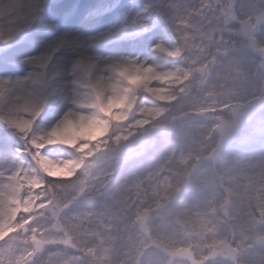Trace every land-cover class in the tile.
<instances>
[{
	"label": "rangeland",
	"instance_id": "1",
	"mask_svg": "<svg viewBox=\"0 0 264 264\" xmlns=\"http://www.w3.org/2000/svg\"><path fill=\"white\" fill-rule=\"evenodd\" d=\"M146 2L136 0L133 11ZM150 2L165 18H155L151 31L107 42L92 51L102 58L135 60L157 73L176 72L180 78L187 73V79L149 78L145 81L149 91L136 89L123 106H113L107 115L99 109L73 107L72 123L64 127L61 139L72 141L74 137L82 144L47 149L53 161H82L80 171L87 172L85 178L101 189L112 180L115 149L126 150L127 163L116 173L113 188L131 173L143 175L149 164L156 165L143 176L139 187L133 176L118 193L125 210L120 222L122 239H116L111 224L88 226L94 233L87 237L91 242L89 256L97 264H134L129 242L136 239L139 251L152 249L154 264H264V121L259 115L253 118L264 108V58L255 55L264 48V0H236L233 9H229L228 0ZM51 3L49 0L44 9V22L60 25L59 33H49L42 26L20 33L18 23L11 18L0 23V58L13 63L11 78L28 70L16 62L38 53L37 41L50 42L54 35L77 30L87 37L125 23L122 9L99 24L65 25L52 12ZM158 40L180 55L167 57L153 52ZM60 55L62 52L57 53ZM98 78L102 87L96 93L83 86ZM111 86L123 94L128 85L115 72L93 68L88 76H81L80 85L68 86L67 95L71 97L74 91L82 106L87 104L88 99L83 98L88 95L95 100L99 94L105 103L113 95ZM152 90L162 91L170 100H157ZM133 96L137 102L146 97L154 103L143 104V111L133 103L135 120L129 126L124 117ZM12 103L9 100V105ZM66 107V102L49 100L37 126L47 129ZM222 113L231 118L225 119ZM12 114L25 116L22 112ZM80 116L85 119L77 123ZM89 119L94 122L89 123ZM102 119L109 121L114 134L123 133V140L112 145L110 135H100ZM0 131L8 133L13 148L19 143L11 130ZM9 167L14 165L0 157V172L10 174ZM0 191L5 193L0 199L7 203L10 191ZM27 191L21 189L22 197ZM85 204L100 210L96 199L81 198L74 207ZM137 211L142 213L141 219H136ZM223 211L228 220L220 216ZM129 213L131 222L127 221Z\"/></svg>",
	"mask_w": 264,
	"mask_h": 264
},
{
	"label": "snow or ice",
	"instance_id": "2",
	"mask_svg": "<svg viewBox=\"0 0 264 264\" xmlns=\"http://www.w3.org/2000/svg\"><path fill=\"white\" fill-rule=\"evenodd\" d=\"M48 4L49 0H0V23L11 18L18 23L20 33L37 31L41 26L49 33H59L60 25L44 22L43 13ZM135 4L136 0H110L108 3L103 0H52V12L62 18L65 25L93 21L99 24L122 9L125 10V23L87 37L77 30L79 34L65 31L54 35L50 42L37 41L41 50L16 62L28 70L15 79L10 75L14 70L13 63L6 57L0 58V128L11 130L19 140L13 148L8 133L0 131V157L6 164L14 165L8 168V175L0 172V189L10 191L7 203L0 199V264H97L89 256L91 242L87 237L94 233L88 226L111 224L116 230V239L123 238L120 222L121 213L125 210L118 193L133 176L139 187L143 176L152 172L156 165L149 164L143 175L139 171L131 173L113 188L116 173L127 163L126 150L115 149L112 180L101 189L85 178L87 172L80 171L82 161H53L48 157L47 149L57 145L74 146V141L61 139V132L72 123L73 107H82V104L74 91L71 97L67 95V88L80 85L81 76H88L93 68L115 72L128 85L122 90L123 94H118L117 88L111 86L113 95L105 103H101L99 94L95 95L91 106L106 115L113 106H123L129 100V94L136 89L143 87L149 91L145 83L149 78L161 81L177 78L179 82L187 79V73L183 78L177 77L176 72L157 73L153 67L138 65L135 60L102 58L92 51L113 40L143 35L155 26V18L165 19L150 0L133 11ZM152 51L167 57L180 55L178 51L166 48L163 40H158ZM59 52L62 55L57 56ZM83 86L96 93L101 81L99 78L89 79ZM152 94L159 101L170 100L162 91L152 90ZM9 100L13 101L11 105ZM49 100L66 102L67 107L50 127L41 129L37 126V119ZM13 111L22 112L25 116L17 118ZM84 119L83 116L77 117V123ZM93 122L89 119V123ZM105 131L106 128L101 127L99 134L103 135ZM56 173L60 174L59 177L53 178ZM180 183L178 176L177 185ZM22 188L28 190L23 197ZM4 195L0 191V197ZM81 198L96 199L100 210L86 204L75 208ZM141 218L142 213L137 211L136 219ZM131 220L129 213L127 221ZM129 236H133L132 231ZM138 243L136 239L129 242L134 264H154L152 249L139 251Z\"/></svg>",
	"mask_w": 264,
	"mask_h": 264
},
{
	"label": "trees",
	"instance_id": "3",
	"mask_svg": "<svg viewBox=\"0 0 264 264\" xmlns=\"http://www.w3.org/2000/svg\"><path fill=\"white\" fill-rule=\"evenodd\" d=\"M88 99V101H86L87 102V104L86 103H83V106L82 107H84L85 109H94V110H98V108L97 107H93V106H91L93 103H94V98H93V95H88L87 97H85V98H83V99ZM102 124H103V126H104V128H106V134H108V135H110L111 137H110V143L113 145V144H115V143H117V142H120V140L122 139L123 140V138H124V134L123 133H121V132H117V133H115L114 134V132L112 131V128H111V125H110V123H109V121L108 120H103L102 119ZM72 141H74V145H76V144H82L79 140H77L76 138H74L73 137V139H72ZM110 148H113V146H110ZM115 149V148H114Z\"/></svg>",
	"mask_w": 264,
	"mask_h": 264
},
{
	"label": "clouds",
	"instance_id": "4",
	"mask_svg": "<svg viewBox=\"0 0 264 264\" xmlns=\"http://www.w3.org/2000/svg\"><path fill=\"white\" fill-rule=\"evenodd\" d=\"M133 103H135L136 109H138L140 111H143L144 110L143 107H142L143 104H145V103H154V101H149V100H147L146 97H141V99L137 102L136 98L133 96L132 100L129 102L130 106L128 105L129 111L132 110V104ZM221 115H223L225 119H230L231 118L228 113H222ZM257 115H259L260 119L262 121H264V108L260 109L258 113H254L253 114V118H256ZM124 119H128V123H129V126H130L132 121L135 120V114L133 113L131 119H129L127 117V115H125ZM211 123H216V122L213 121ZM96 159H100V157H97ZM93 163H95V161H93Z\"/></svg>",
	"mask_w": 264,
	"mask_h": 264
},
{
	"label": "water",
	"instance_id": "5",
	"mask_svg": "<svg viewBox=\"0 0 264 264\" xmlns=\"http://www.w3.org/2000/svg\"><path fill=\"white\" fill-rule=\"evenodd\" d=\"M235 5H236V0H228V7H229V9H233V8L235 7ZM255 55H256V57H257L258 59H263V58H264V53H262V52H260V51H256V52H255ZM133 113L135 114V108H132V110L129 111L127 117H128L129 119H131ZM124 123H125V124H128V119H125V120H124ZM221 217L224 218V219H227V218H228V214H227V212H226V211L222 212V213H221Z\"/></svg>",
	"mask_w": 264,
	"mask_h": 264
},
{
	"label": "bare ground",
	"instance_id": "6",
	"mask_svg": "<svg viewBox=\"0 0 264 264\" xmlns=\"http://www.w3.org/2000/svg\"><path fill=\"white\" fill-rule=\"evenodd\" d=\"M101 87H102V82H101V86L98 89L101 90Z\"/></svg>",
	"mask_w": 264,
	"mask_h": 264
}]
</instances>
